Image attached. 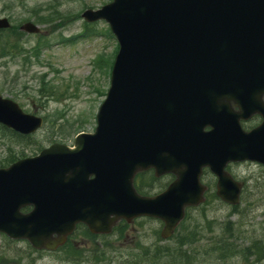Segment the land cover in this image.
Segmentation results:
<instances>
[{
  "label": "water",
  "instance_id": "95a60500",
  "mask_svg": "<svg viewBox=\"0 0 264 264\" xmlns=\"http://www.w3.org/2000/svg\"><path fill=\"white\" fill-rule=\"evenodd\" d=\"M82 17L105 21L119 47L94 133L77 135L73 149L53 145L0 169V232L52 249L76 223L108 232L119 218L145 215L163 221L167 238L184 207L202 199V167L217 176L216 195L236 204L240 186L223 168L264 164V122L242 133L209 97L264 91V0H113ZM20 29L38 32L31 23ZM0 124L28 134L41 119L0 97ZM150 167L178 178L158 196L139 197L132 179ZM25 206L32 210L23 215Z\"/></svg>",
  "mask_w": 264,
  "mask_h": 264
},
{
  "label": "rangeland",
  "instance_id": "374dc122",
  "mask_svg": "<svg viewBox=\"0 0 264 264\" xmlns=\"http://www.w3.org/2000/svg\"><path fill=\"white\" fill-rule=\"evenodd\" d=\"M108 1L0 0V16L13 26L10 32L0 35L4 41L0 40V95L15 101L24 112L44 119L41 129L31 137L38 145L22 149L24 156H34L51 143L71 146L76 134L93 132L96 111L108 87L116 42L106 35L104 23L94 24L86 37H78L84 23L80 15L86 8L96 9ZM23 21L39 26L45 38L17 31ZM68 38L74 39L63 42ZM9 45H14L15 51L20 46L18 54H10ZM8 154L19 155V147L0 136V161ZM232 169L245 183L239 207L240 231L249 234L248 237L264 236V189L256 188L264 183L263 170L252 164ZM205 210L208 222L213 225L201 220L194 211L169 240L160 238L162 225L158 222L138 220L123 228L121 237L98 238L95 242L98 247H107L105 256L117 258L114 264H184L166 256H160L159 261L149 252L155 246L175 248L178 238L183 240L192 234L189 245L182 249L189 251L191 264H249L200 255L203 248L222 238L219 229L223 223H237V216L231 215L229 207L218 200ZM90 248L95 253L99 251ZM252 264H264V261Z\"/></svg>",
  "mask_w": 264,
  "mask_h": 264
},
{
  "label": "trees",
  "instance_id": "16d2710c",
  "mask_svg": "<svg viewBox=\"0 0 264 264\" xmlns=\"http://www.w3.org/2000/svg\"><path fill=\"white\" fill-rule=\"evenodd\" d=\"M3 137L5 136V129L2 128ZM6 137L9 141L16 144H28L29 141L27 138L19 136L13 132L8 131L6 134ZM15 160V157L11 154L8 155L6 160H4L2 163L3 165L9 164L12 161ZM1 163V164H2ZM151 179V181H149ZM156 182L154 178L148 176V172L140 173L137 176L135 188L136 191L141 195H148L152 191L153 183ZM236 209V208H235ZM209 224L208 222H206ZM225 231L228 234H231V228L229 225H224ZM254 239L249 241L247 245L244 247L237 246L234 243L229 241V235L226 237L223 236L222 239H217L216 241H213L211 244L203 248V252L200 253L201 256L207 255V256H216L219 260H242L246 263L252 264L254 262L262 263L264 261V238H257L254 234H251ZM177 244H175V248H161V247H154V250H151L149 253L151 256H155L159 261L162 257L160 256H166L168 259H174L175 261L184 263V264H191L192 259L190 257V254L187 252V250H182L184 247V241H181V237L177 239ZM29 256L31 250H28ZM56 256L55 258L58 259V261H61L60 257L57 255V252H54ZM11 246L9 244H2L0 243V263L3 262L6 264L8 260L12 258L13 255ZM18 256L19 254L16 253ZM32 256V255H31ZM36 256H43L41 253L37 252ZM154 257V259H156Z\"/></svg>",
  "mask_w": 264,
  "mask_h": 264
},
{
  "label": "flooded vegetation",
  "instance_id": "af4514ba",
  "mask_svg": "<svg viewBox=\"0 0 264 264\" xmlns=\"http://www.w3.org/2000/svg\"><path fill=\"white\" fill-rule=\"evenodd\" d=\"M261 122L260 117L258 115H252L247 121L241 123L244 130L248 131L255 126H257Z\"/></svg>",
  "mask_w": 264,
  "mask_h": 264
}]
</instances>
